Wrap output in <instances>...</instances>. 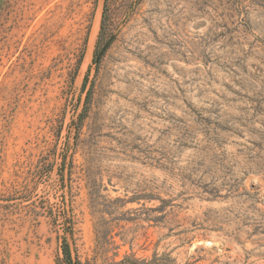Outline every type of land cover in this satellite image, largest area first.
<instances>
[{
	"label": "rangeland",
	"instance_id": "rangeland-1",
	"mask_svg": "<svg viewBox=\"0 0 264 264\" xmlns=\"http://www.w3.org/2000/svg\"><path fill=\"white\" fill-rule=\"evenodd\" d=\"M65 244L264 264V0H0V264Z\"/></svg>",
	"mask_w": 264,
	"mask_h": 264
},
{
	"label": "trees",
	"instance_id": "trees-1",
	"mask_svg": "<svg viewBox=\"0 0 264 264\" xmlns=\"http://www.w3.org/2000/svg\"><path fill=\"white\" fill-rule=\"evenodd\" d=\"M161 208L162 207L160 206V207H156V208H150L149 210L150 211H156V210H161ZM63 252H64V257H65V264H80V262L78 260H72L67 244H65L63 246ZM166 257H167V255H166ZM168 260L169 259L167 257V259H164L161 264H169ZM122 263L123 264H153L154 261L146 262L145 260H141V259H137V258H133V257L128 256V257L124 258Z\"/></svg>",
	"mask_w": 264,
	"mask_h": 264
},
{
	"label": "bare ground",
	"instance_id": "bare-ground-1",
	"mask_svg": "<svg viewBox=\"0 0 264 264\" xmlns=\"http://www.w3.org/2000/svg\"><path fill=\"white\" fill-rule=\"evenodd\" d=\"M95 33V32H94ZM94 33H93V35H94ZM93 38V37H92Z\"/></svg>",
	"mask_w": 264,
	"mask_h": 264
}]
</instances>
